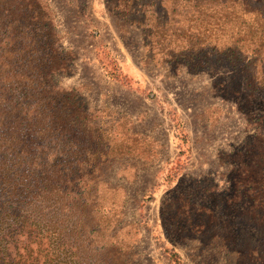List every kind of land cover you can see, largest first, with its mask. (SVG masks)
Here are the masks:
<instances>
[{
  "label": "rangeland",
  "instance_id": "374dc122",
  "mask_svg": "<svg viewBox=\"0 0 264 264\" xmlns=\"http://www.w3.org/2000/svg\"><path fill=\"white\" fill-rule=\"evenodd\" d=\"M206 1L44 0L72 52L60 85L103 144L79 153L107 156L75 193L89 264H264L262 27Z\"/></svg>",
  "mask_w": 264,
  "mask_h": 264
},
{
  "label": "trees",
  "instance_id": "16d2710c",
  "mask_svg": "<svg viewBox=\"0 0 264 264\" xmlns=\"http://www.w3.org/2000/svg\"><path fill=\"white\" fill-rule=\"evenodd\" d=\"M197 1L202 0H194L196 7ZM208 4L214 12L230 8L228 21L237 8L235 18L249 32L253 24L262 27L257 41L264 46V0ZM71 59V51L58 48L44 0H0V264H89L84 241L96 227L86 228L89 212L79 209L75 193L82 168L99 170L107 156L79 153L81 140L96 149L102 140L90 131L78 94L60 85ZM96 136L100 142L94 145ZM257 139L262 147L264 137ZM261 153L248 192L264 218V148ZM50 200L46 218L40 204Z\"/></svg>",
  "mask_w": 264,
  "mask_h": 264
}]
</instances>
